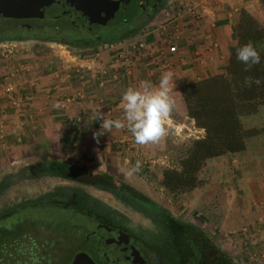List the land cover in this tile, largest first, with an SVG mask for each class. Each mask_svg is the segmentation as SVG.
Instances as JSON below:
<instances>
[{
  "label": "rangeland",
  "instance_id": "rangeland-1",
  "mask_svg": "<svg viewBox=\"0 0 264 264\" xmlns=\"http://www.w3.org/2000/svg\"><path fill=\"white\" fill-rule=\"evenodd\" d=\"M191 7L192 5L188 0H169L155 19L156 21L154 20L155 22L147 24L144 28L142 27L135 35L128 39H116L108 43L97 44L91 47H73L62 43H46L44 41H23L21 43L16 42L11 45L8 44L7 46L0 45V60L3 59V62H0V66L9 63L11 58L12 61L15 62V60H17V55L20 53L25 55L33 51H41V53L53 55L50 59L53 61L55 59L56 63L58 61L61 66L65 64L74 65L75 63H86L98 69L101 67L109 68L113 60V47H123L126 53H128L131 51L132 45H136L140 40H144L149 48L150 41L148 37L155 38L154 30H156L157 23L162 22V24L165 25L169 23L168 20L174 19L175 21L169 24V26L175 24L179 28L182 26L183 30H185V22L190 18L191 11L193 10ZM261 23L264 25L263 22ZM169 26H166V28ZM181 29L182 28H180V30ZM75 34L76 33L72 31H64L62 35L69 37ZM152 42L154 43L155 39L152 40ZM135 62L137 63V61ZM126 63L127 62L124 60L120 62V64L125 66L127 65ZM128 64L131 65L133 63ZM66 73L67 71L64 69L63 77L71 80L72 87L74 84H80L77 75L71 72L72 74L66 77ZM73 75H75L76 78L72 77ZM74 79L77 80L74 82ZM106 94L105 90L101 88L98 92V102L106 101ZM113 95L117 102V99L119 100L122 94L120 91H117ZM100 98L102 100H99ZM115 105L119 106L118 103H115ZM0 107L3 108L1 104ZM257 112L254 116L243 117V122L247 123L251 121L253 125H260L264 119V107H261L258 114ZM77 122V119L74 117H72V119L66 118V120L62 121V124L59 125V127H62V130H58L59 132L57 131V133H55L56 143L52 140V143L55 144L51 146L48 145L47 147L45 146L44 149H34L31 151L30 157L14 164L6 165L2 163L0 165V181L3 180L5 175L9 173L12 174L11 177L6 176L2 181L4 184L1 185L2 189L0 191V212L5 209L9 210L10 206L35 199L43 193L52 191L57 186L63 188L65 186L66 189L75 187L89 191L96 195L97 199L103 198L107 205H110L117 211L126 213V217L139 226L138 229L144 231L148 238L157 239L156 236L159 235L160 232L155 223L156 219H151L147 213L148 211L126 203L123 198L115 197V195L109 196L100 190H107L105 187L98 186L100 189H97L93 187L94 185L90 186L89 184L64 180L50 174L41 175L40 173L26 178L20 177L19 179L17 178L18 176L15 175L18 169L25 165H34L43 161V163L47 164L49 167V162L52 159L58 158L59 161L71 163L75 168L81 170L86 169L88 175H79L80 178H86L92 182L97 181L99 183H108L111 180L113 181V185L115 182L117 184V181L126 183L148 198L156 201L165 211L169 212L172 217L192 222L198 227L203 228L204 231L213 237L216 243L224 249L227 256L230 257L235 264H264V216L257 215L253 224L248 226L243 225L240 229H236L235 227L230 228L229 224H223L225 221L223 219L229 214L231 216L234 214L238 217L240 212L237 214L234 213L233 207H231V209L226 206L218 207L219 202H223L221 201L222 193L225 194L226 191L233 190L235 194H238V187L240 186L235 180L236 178L241 175L250 178L252 174L254 176L260 174L262 170L260 162H262V160L255 161V163L252 164L254 169H251L248 174L237 175V177L232 180L231 178L229 179V177L232 174H236L237 171L231 173L228 170L222 169L219 164H211L217 161V158L208 159L199 173V177L202 180V184L199 187L185 193L171 195L160 185L161 170L164 167L176 165V160L181 155H184L185 148L190 142L193 139L201 137V134L197 132L198 130H196V128L184 129L187 133L182 134L180 132V135H174L170 130H167V135L156 144L137 145L134 142V138H132L129 140V145H131V147L128 148L127 144L124 142L125 138H123V135L119 138H123V142L117 140L113 142V145L106 144L104 135L101 136L99 142H97L93 138V134L89 132L86 133L84 129H81L82 133H80V130H77L79 131L77 132ZM261 135L259 143H262L261 145L263 146L259 147V151L255 152V155H262L261 157H264V134ZM124 137L128 139L132 136L128 134ZM122 145L124 146L122 147ZM18 151L21 150L19 149ZM21 152L22 154L19 152H11V149L6 150V153H11L10 157L12 158H15L13 155L16 154H18L19 158H24L27 152ZM137 161H140L141 164L139 171L134 172L130 176L127 175L126 173L128 170L131 169ZM240 164V169L244 170V163L240 162ZM49 169L51 168L49 167ZM226 178H228V181H226ZM14 180H16V182H14ZM208 184L209 188H206ZM218 185L220 187L217 188ZM206 192H211L210 194L212 195L210 198L212 201L210 207L203 204L205 201L204 197L207 196ZM226 197L229 200V197ZM135 207L138 210H135ZM138 211H141V213ZM0 217L1 226L20 223V231L25 230V227L28 226V222H49L51 225L61 222L62 225L56 226L55 228L60 231L64 230L63 234L66 236V242L71 238L79 239L80 232L77 230V226L82 227L83 230L85 227L90 228L92 226L90 219L83 214H74L73 210L46 203H39L37 206L33 204L17 206L16 210H14L10 216L2 217V214H0ZM74 251L75 249L71 248L69 255L74 253ZM68 263L69 261L66 260V264Z\"/></svg>",
  "mask_w": 264,
  "mask_h": 264
},
{
  "label": "crops",
  "instance_id": "crops-1",
  "mask_svg": "<svg viewBox=\"0 0 264 264\" xmlns=\"http://www.w3.org/2000/svg\"><path fill=\"white\" fill-rule=\"evenodd\" d=\"M189 1L193 10L190 18L185 22V30L181 26L182 29L176 31L178 34V52L172 55L160 56L155 51V47L152 46V40L155 38L148 37L150 41L149 48L152 50L150 49L147 54L145 53L143 59L141 58L142 60L140 59L137 63L134 61L133 64L126 65L121 70L123 72L124 69L125 71L128 69L130 73L119 74L121 76L119 81H114L111 78L104 87L91 84H74L72 87L71 80L62 76L64 65L61 66L58 61L56 63L55 59V62L50 59L53 55L41 53V51H33L25 55L20 53L17 55L15 62L11 58L9 63L0 66V79L14 65L21 68L19 75L21 86L16 96L22 97L18 107H15L10 101L0 96V104L3 107L2 118L5 121L4 137L0 139V165L2 163L6 165L14 164L30 157L31 151L34 149H44L45 146L55 144V133L62 130L59 125L66 118L72 119L74 117L77 119L76 131L80 130V133H82L81 129H84L86 133L91 134L100 128V121L96 118L97 112H103L112 119L122 118L120 98L116 102L113 94L117 91L122 94L128 86L134 85L140 80H150L153 84H157L161 72L167 70L174 73L175 88L173 96L176 102L172 115L165 121L167 130H170L174 135H180V132L182 134L187 133L184 129L196 128L202 137L204 130L197 128L194 125V120L187 116L181 88L189 82L224 71L228 63L230 49L237 42L241 10H246L257 20L264 23V8L261 0ZM154 59L158 64L154 63ZM0 62H3V59ZM110 66H112V63ZM117 69L113 68L112 73ZM57 73L58 75L60 73V76H56ZM72 77H75V75ZM75 80L77 79H74V82ZM101 88L107 93L104 102H98V92ZM69 92H74V94L83 92L85 96L67 102L66 96L70 94ZM115 103H118L119 106H116ZM260 109L258 112H260ZM254 115L256 113L247 117ZM243 120L242 118V122ZM262 121L264 122V119ZM243 124L246 127L260 126L253 125L251 121L243 122ZM128 134L130 133L127 129H113L111 133H105L104 137L106 138V144L109 145H113V142L117 140L123 142V138H125L124 142L130 148L129 140L133 137L126 139L127 137L124 136ZM121 135H123V138L119 139ZM261 136L260 134L247 139L246 148L243 151L215 157L218 160L211 163L219 164L222 169L231 173L237 171L236 174L229 177L233 180L237 175L248 174L251 169H254L252 164L255 161L262 160L260 162L262 170L258 175L260 177L252 174L250 178H246L245 175H241L235 179L240 186L238 187V194H235L233 190L226 191V195L221 194V201L223 202H219L218 207L226 206L230 209L233 207L234 213L240 212L238 217L229 214L223 219L225 220L223 224H229L230 228L240 229L243 225L253 224L257 215L264 216V157L255 155V152L259 151V147L263 146L262 143H259ZM52 140L55 143H52ZM8 149H11V152H19L20 154H22L21 151L27 153L22 159L19 158L18 154L13 155L15 158H12L10 157L11 153H6ZM19 149L21 151H18ZM240 162L244 163V170L240 169ZM11 175L10 173L5 175L3 180L6 176L11 177ZM15 175L19 176L18 173H15ZM226 181H228V178H226ZM218 187L220 186L218 185ZM206 188H209V184ZM217 192L215 193L218 194ZM206 193L207 196L204 197L203 204L210 207L212 195L211 192ZM226 196L229 197V200Z\"/></svg>",
  "mask_w": 264,
  "mask_h": 264
},
{
  "label": "flooded vegetation",
  "instance_id": "flooded-vegetation-1",
  "mask_svg": "<svg viewBox=\"0 0 264 264\" xmlns=\"http://www.w3.org/2000/svg\"><path fill=\"white\" fill-rule=\"evenodd\" d=\"M110 1L112 10L106 9L109 14L102 13L103 18L94 17L96 20L93 22L91 10L87 6H74L69 10V15L57 18L0 16V45L44 41L73 47H91L108 43L111 39H128L142 27L152 23L169 0ZM64 31L76 34L66 37L62 35ZM66 164V168L77 171L80 176L88 175L86 169ZM48 170L49 167L43 161L25 165L18 169V179ZM57 177L73 181L69 176ZM78 180L91 182L89 185H94L97 189H100L98 185H106L107 190H100L109 196L114 195L111 180L108 183L92 182L80 177ZM2 181L0 191L4 184ZM64 190L62 193H72ZM79 192L77 203L80 205L81 201L88 207L81 204L84 211H87L75 210L74 214H83L92 222V226L85 227L84 230L77 226L79 239L71 238L66 242L64 230L55 228L62 225L61 222L55 225L49 222H28L25 230L21 231L20 223L9 226L0 224V264H66V260L71 264L80 253L88 254L96 264H235L213 237L192 222L180 220L171 227L168 226L171 230L169 238L162 236L163 233L157 235V239L148 238L144 231L138 229L139 226L126 217V213L115 210L103 198L97 199L96 195L85 189H80ZM16 208L14 205L4 211L12 214ZM135 210L138 209L135 207ZM71 248L75 251L69 255Z\"/></svg>",
  "mask_w": 264,
  "mask_h": 264
},
{
  "label": "trees",
  "instance_id": "trees-1",
  "mask_svg": "<svg viewBox=\"0 0 264 264\" xmlns=\"http://www.w3.org/2000/svg\"><path fill=\"white\" fill-rule=\"evenodd\" d=\"M261 3L264 8V0H261ZM113 40H108V42ZM248 42L254 45L261 57L260 63L251 67H247L236 58L237 48ZM256 80H259L260 83L256 84ZM181 93L187 116L194 120V125L197 128L204 130V135L190 142L185 148L184 155L176 160V165L164 167L161 170L160 185L171 195H178L199 187L202 184L199 173L208 159L243 151L248 138L264 133V122L260 127H246L242 122L243 117L255 114L261 106H264V25L242 9L239 17L237 42L230 49L228 63L224 71L185 84L181 88ZM66 163V161L58 159L51 160L49 162L51 169L41 174L65 175L75 182L79 181L80 174L73 169L66 168ZM79 182L91 183L88 181ZM118 183L115 182L113 185L115 197L123 198L126 203L148 211L150 218L156 219L155 223L159 228V234L163 233L162 236L169 238L171 230L168 226L171 227L180 219L172 218L171 214L156 201L126 183ZM64 189L70 190L72 193L70 195L66 192L62 193ZM79 190L75 187L66 189L65 186L64 188L57 186L52 191L43 193L35 199L17 204L16 207L30 204L37 206L39 203H46L82 212L84 211L83 206L85 208L88 206H85L81 201L80 205L77 203ZM158 214L162 216L159 217ZM10 215V212H2V217Z\"/></svg>",
  "mask_w": 264,
  "mask_h": 264
},
{
  "label": "clouds",
  "instance_id": "clouds-1",
  "mask_svg": "<svg viewBox=\"0 0 264 264\" xmlns=\"http://www.w3.org/2000/svg\"><path fill=\"white\" fill-rule=\"evenodd\" d=\"M236 58L247 67L261 61L260 54L251 42L237 48ZM255 83L259 84L260 81L256 80ZM174 88V73L171 70L162 71L157 84L150 80H140L128 86L120 98L123 117L112 119L103 112H97L100 128L93 133V138L99 142L101 136L111 133L113 129H127L137 145L159 143L167 135L165 121L176 106ZM140 167V161H137L126 174L130 176L139 171Z\"/></svg>",
  "mask_w": 264,
  "mask_h": 264
},
{
  "label": "built area",
  "instance_id": "built-area-1",
  "mask_svg": "<svg viewBox=\"0 0 264 264\" xmlns=\"http://www.w3.org/2000/svg\"><path fill=\"white\" fill-rule=\"evenodd\" d=\"M168 21L169 23L165 25H163L162 22L157 23L156 30H154L155 42L153 43V46L156 49L155 51H157L160 56H164L167 54L172 55L178 52V34L176 33V31H178V29L180 30V28L175 24L169 26V24L175 21L174 19ZM166 26L169 27L166 28ZM112 49L114 50L112 54L113 67H101L98 69L91 65H87L86 63H75L74 65L65 64L63 66L64 68L62 69V71H64V69L67 71V73L65 74L66 77H69L72 73L77 75L81 85H87L91 83L92 85H95L97 87H104L105 84L111 80V78L114 79V81H119L121 78L119 74L125 75L130 73L128 69H126V71L124 69V71L121 72L125 65L120 64V62H123L124 60L125 62H127L126 64L129 65L128 63H133V61H139L141 58L143 59L145 53L147 54L151 48L149 49L147 47L146 42L144 40H140L138 43H136V45H132V49L128 53H126L123 47L116 46ZM154 60L155 62H153L155 64H158L156 59ZM113 68H118L117 71H120H115L114 73H112L114 71ZM20 73L21 68L14 65L13 67H11V69L7 70L2 75V79H0V96L10 101V103L15 107H18L19 102L22 100L21 96H16V93H18V90L21 86L19 78ZM56 76H60V73L59 75L57 73ZM84 96L85 95L83 92H76L75 94L73 92L66 96V101L72 102L76 98ZM2 111L3 109L0 107V139H3L2 137H4L3 132L5 124V121L2 118Z\"/></svg>",
  "mask_w": 264,
  "mask_h": 264
},
{
  "label": "water",
  "instance_id": "water-1",
  "mask_svg": "<svg viewBox=\"0 0 264 264\" xmlns=\"http://www.w3.org/2000/svg\"><path fill=\"white\" fill-rule=\"evenodd\" d=\"M110 0H0V16L12 18H57L69 15L74 6L90 8L91 21L94 17L103 18L102 13L110 10ZM112 10V9H111ZM110 10V11H111ZM71 264H96L86 253L75 256Z\"/></svg>",
  "mask_w": 264,
  "mask_h": 264
}]
</instances>
